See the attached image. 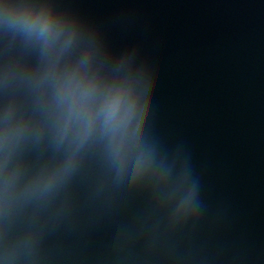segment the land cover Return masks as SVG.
Listing matches in <instances>:
<instances>
[{"label":"water","instance_id":"1","mask_svg":"<svg viewBox=\"0 0 264 264\" xmlns=\"http://www.w3.org/2000/svg\"><path fill=\"white\" fill-rule=\"evenodd\" d=\"M0 264H264V0H0Z\"/></svg>","mask_w":264,"mask_h":264},{"label":"clouds","instance_id":"2","mask_svg":"<svg viewBox=\"0 0 264 264\" xmlns=\"http://www.w3.org/2000/svg\"><path fill=\"white\" fill-rule=\"evenodd\" d=\"M41 35L48 39H55L59 32L54 27V21L50 15L43 16V22L39 27ZM71 35L65 43H70ZM96 91V85L93 80H89L86 84L79 81H69L62 87V95L70 100L73 107L79 104L83 107L86 101L93 97ZM101 111L104 115L106 124L110 125L113 130L126 126L131 120V108L122 109V95L119 91L106 96L102 103ZM139 125H137V131Z\"/></svg>","mask_w":264,"mask_h":264}]
</instances>
